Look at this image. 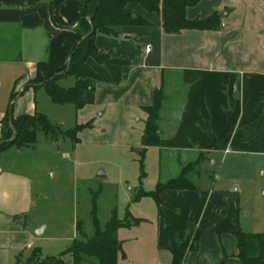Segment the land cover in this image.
I'll return each mask as SVG.
<instances>
[{"label": "crops", "instance_id": "obj_1", "mask_svg": "<svg viewBox=\"0 0 264 264\" xmlns=\"http://www.w3.org/2000/svg\"><path fill=\"white\" fill-rule=\"evenodd\" d=\"M100 1L0 5V121L9 111L14 116L35 114L39 109L49 114L55 104L68 105L53 101L51 105L44 93L40 105L37 97L44 88L40 81L70 62L82 31L78 21L67 24L78 15L91 18ZM128 7L151 25H125L117 35H97L101 51L131 63L122 70V82L116 84L104 64L94 57L88 59L102 79L96 83L93 103L80 109L74 106L75 126L94 122L78 132L76 144L82 137L87 143L120 144L147 154L165 152L170 174L160 182L178 176L192 163L193 171L210 164L219 173L212 169L210 181L203 183L193 181L189 174L194 188L163 189L154 215L156 244L150 246V253L141 245H122L118 262L122 258V264H172V249L182 248L186 251L182 264H249L239 256L235 232L264 233V179L248 175L241 182L240 165H225L231 154L264 157V0H200L187 8V17L205 18L219 12L221 28L179 33H167L161 15L139 3ZM76 81L72 75L58 78L64 88ZM173 86L176 94L164 99H175L179 91V111L168 115L163 105L158 132L144 136L148 118L144 107L154 103L157 89L166 92ZM30 148L13 146L0 152V264H18L24 253L31 255L46 231V226L37 232L33 227L36 199L26 151ZM172 153L179 156V169L173 165ZM181 158L187 161L185 165ZM250 166L263 170L264 177V160ZM75 225L78 232V220Z\"/></svg>", "mask_w": 264, "mask_h": 264}, {"label": "rangeland", "instance_id": "obj_2", "mask_svg": "<svg viewBox=\"0 0 264 264\" xmlns=\"http://www.w3.org/2000/svg\"><path fill=\"white\" fill-rule=\"evenodd\" d=\"M45 89L44 87L42 92L38 93L37 101L43 105L44 100L41 94L44 93L48 103L54 105ZM175 90L173 86L163 93L174 96ZM177 95L175 99L167 101L164 99L162 102V107L164 105V111L168 115L180 109L179 91ZM54 106L55 110L48 109L49 114L41 109L38 113L47 116L58 128V134L54 137L55 141L42 129H38L37 141L32 148L26 150L29 153L28 161H30L27 169L34 180L36 199V205L31 214L32 220L36 222L33 227L37 232L41 226H46L45 233L40 235L37 242L42 256L60 254L73 244L75 238H82V233L88 238L93 237L96 232L92 215L94 208L102 226L112 217L113 212L118 219L131 223L118 229L122 251L123 246L127 248L141 245L143 251L150 253V246L156 244L157 228L154 215L158 205L153 196L140 195L143 191L155 189L158 182L167 180L170 174L166 167L167 153L151 151L147 154L146 151L140 152L139 149L120 144L87 143L82 137L81 142L76 144L72 138L61 132L75 126L74 105L56 106L55 104ZM92 124L94 125V122ZM49 145L53 147L52 151L49 150L51 149ZM171 158L175 162L173 165L179 169L178 154L172 153ZM195 159L197 157L192 160ZM263 160L264 157L261 156L231 154L225 166L229 162L239 164L237 176L241 178V182L248 175L264 179L263 170L260 172L249 167ZM186 162L183 160L181 165H185ZM243 163L246 166L242 167ZM200 166L194 171L189 169L188 175L190 174L189 177L193 181L209 182L212 169L216 171L215 174L219 173L218 168L210 164ZM184 169L182 168L181 173ZM212 174L215 176L214 173ZM242 184L244 187L245 183ZM257 185L260 190L261 180L257 181ZM137 219H139L138 222L135 221ZM77 220L78 228H80L78 232L75 225ZM29 256V252L24 253L18 264H29ZM63 258L70 261L71 255L66 254ZM122 263L120 258V264Z\"/></svg>", "mask_w": 264, "mask_h": 264}, {"label": "trees", "instance_id": "obj_3", "mask_svg": "<svg viewBox=\"0 0 264 264\" xmlns=\"http://www.w3.org/2000/svg\"><path fill=\"white\" fill-rule=\"evenodd\" d=\"M199 1L101 0L95 14L91 18L78 15L73 22L67 24V26H71L73 25L72 23L79 22L82 31L80 41L72 52L70 62L59 73L48 79L41 80L40 83L47 89L54 103L73 104L77 109L93 103L96 83L102 78L90 67L88 59L94 57L97 61L104 64L112 73L116 84L122 82V70L131 63L130 59L113 57L110 53L101 51L96 45L97 35L99 33L117 35L119 29L125 25H151V22L140 14L134 17L135 12L128 7L129 3H139L146 10L160 14L163 28L167 33H179L184 29L205 30L221 28L223 15L219 12H214L205 18L189 19L187 17V8L197 4ZM34 2L36 0H0V5H24L33 4ZM55 21L58 22L57 15L55 16ZM62 75L75 76L77 79L76 84L69 88L60 86L58 78ZM29 85L27 84L26 87ZM164 97L163 88L157 89L154 92V103L151 106L144 107V110L148 113L144 136L158 132L160 111ZM0 122L2 123L0 152L13 146H33L37 141L38 129H42L51 138L56 137L58 134V128L50 122L47 116L40 113L14 116L12 111H9ZM92 125V121H90L85 125L77 124L72 129L61 132L77 143L79 142L78 132L82 128L91 127ZM192 166H194L193 163L187 165L178 176L166 182H158L155 190L150 192L143 191L140 196L151 195L160 203V192L163 189L194 188V183L188 178L189 169ZM92 215L96 228L93 237L88 238L86 234L81 232L83 237L75 239L70 247L58 255L42 256L40 249L34 248L28 258L29 264H82L83 262L119 264L118 258L122 249L119 246L118 229L131 223L118 219L115 212H113L112 217L102 226L96 215L95 208L92 210ZM138 220L135 221L138 222ZM78 229L80 230V228ZM235 234L238 240L240 258L249 264H264V233L237 230ZM172 253V264H182L186 251L182 248H173ZM66 254H70L73 260L66 261L63 258Z\"/></svg>", "mask_w": 264, "mask_h": 264}, {"label": "water", "instance_id": "obj_4", "mask_svg": "<svg viewBox=\"0 0 264 264\" xmlns=\"http://www.w3.org/2000/svg\"><path fill=\"white\" fill-rule=\"evenodd\" d=\"M133 16H134V17H136V16H137V14H135V13H134V15H133ZM101 174H103V173H101ZM119 246H120V248H121V244H120Z\"/></svg>", "mask_w": 264, "mask_h": 264}, {"label": "built area", "instance_id": "obj_5", "mask_svg": "<svg viewBox=\"0 0 264 264\" xmlns=\"http://www.w3.org/2000/svg\"><path fill=\"white\" fill-rule=\"evenodd\" d=\"M147 50H150V47H147Z\"/></svg>", "mask_w": 264, "mask_h": 264}]
</instances>
